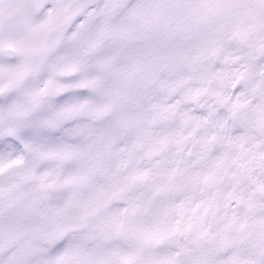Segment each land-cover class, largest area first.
I'll return each mask as SVG.
<instances>
[{"label":"snow or ice","instance_id":"obj_1","mask_svg":"<svg viewBox=\"0 0 264 264\" xmlns=\"http://www.w3.org/2000/svg\"><path fill=\"white\" fill-rule=\"evenodd\" d=\"M0 264H264V0H0Z\"/></svg>","mask_w":264,"mask_h":264}]
</instances>
